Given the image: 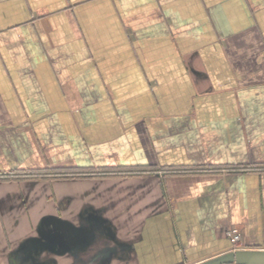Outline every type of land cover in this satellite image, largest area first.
Masks as SVG:
<instances>
[{
  "label": "crops",
  "instance_id": "obj_1",
  "mask_svg": "<svg viewBox=\"0 0 264 264\" xmlns=\"http://www.w3.org/2000/svg\"><path fill=\"white\" fill-rule=\"evenodd\" d=\"M262 166L264 0H0V264H256Z\"/></svg>",
  "mask_w": 264,
  "mask_h": 264
},
{
  "label": "rangeland",
  "instance_id": "obj_2",
  "mask_svg": "<svg viewBox=\"0 0 264 264\" xmlns=\"http://www.w3.org/2000/svg\"><path fill=\"white\" fill-rule=\"evenodd\" d=\"M86 153V152H85ZM88 156V154H86ZM52 170V169H51ZM51 170H46L45 172H49ZM261 169H256V171H260ZM136 173H138V171H135ZM134 173V174H136ZM115 176L114 174H109V175H104V174H95L93 173V168L89 169V170H85V171H80L77 174H71L69 177H65V178H52V177H47V180H76L78 182H82L81 184H77L80 186H84V187H89L92 188V194H90L89 196H91L92 200H93V180H98V181H105L106 179H108L109 177H113ZM84 189V188H83ZM90 198V197H88ZM87 198V199H88ZM89 200V199H88ZM241 250L239 251H235L233 250L234 248L232 247L233 252H240L243 251L244 246L242 245ZM256 264H264V262H260V263H256Z\"/></svg>",
  "mask_w": 264,
  "mask_h": 264
},
{
  "label": "trees",
  "instance_id": "obj_3",
  "mask_svg": "<svg viewBox=\"0 0 264 264\" xmlns=\"http://www.w3.org/2000/svg\"><path fill=\"white\" fill-rule=\"evenodd\" d=\"M261 170H264V166L258 167ZM79 171H69V170H60V169H52L49 172H35L31 171L27 174H19V175H14V177L19 178V179H30V180H38V179H46L47 177H52V178H65L69 177L71 174H77ZM106 175V174H104ZM12 174H0V178L7 180L10 179ZM20 176V177H19Z\"/></svg>",
  "mask_w": 264,
  "mask_h": 264
},
{
  "label": "built area",
  "instance_id": "obj_4",
  "mask_svg": "<svg viewBox=\"0 0 264 264\" xmlns=\"http://www.w3.org/2000/svg\"><path fill=\"white\" fill-rule=\"evenodd\" d=\"M226 236L228 240L230 241L233 250L239 251L241 250V246L243 245V234L240 229L236 227L229 228L226 231Z\"/></svg>",
  "mask_w": 264,
  "mask_h": 264
},
{
  "label": "water",
  "instance_id": "obj_5",
  "mask_svg": "<svg viewBox=\"0 0 264 264\" xmlns=\"http://www.w3.org/2000/svg\"><path fill=\"white\" fill-rule=\"evenodd\" d=\"M234 257V256H233ZM231 257L230 259L232 260ZM238 259L247 260V261H255L256 263L264 262V253H253V254H238ZM206 264H215V263H206Z\"/></svg>",
  "mask_w": 264,
  "mask_h": 264
}]
</instances>
